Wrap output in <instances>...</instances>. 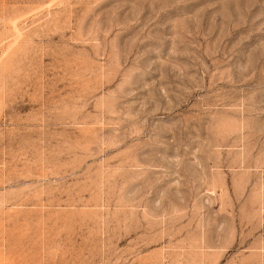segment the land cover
I'll list each match as a JSON object with an SVG mask.
<instances>
[{
  "label": "rangeland",
  "instance_id": "rangeland-1",
  "mask_svg": "<svg viewBox=\"0 0 264 264\" xmlns=\"http://www.w3.org/2000/svg\"><path fill=\"white\" fill-rule=\"evenodd\" d=\"M0 264H264V0H0Z\"/></svg>",
  "mask_w": 264,
  "mask_h": 264
}]
</instances>
